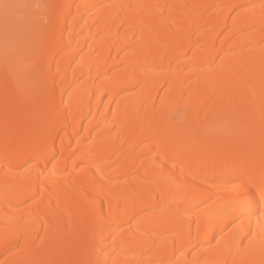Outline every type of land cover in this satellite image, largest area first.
Segmentation results:
<instances>
[{"label": "bare ground", "instance_id": "obj_1", "mask_svg": "<svg viewBox=\"0 0 264 264\" xmlns=\"http://www.w3.org/2000/svg\"><path fill=\"white\" fill-rule=\"evenodd\" d=\"M4 3L0 264H264L258 244L226 253L230 234L208 226L213 180L264 173V0ZM45 144L64 171L33 201L5 153L14 167ZM173 166L181 187L163 179ZM25 225L39 238L6 251L5 228Z\"/></svg>", "mask_w": 264, "mask_h": 264}, {"label": "snow or ice", "instance_id": "obj_2", "mask_svg": "<svg viewBox=\"0 0 264 264\" xmlns=\"http://www.w3.org/2000/svg\"><path fill=\"white\" fill-rule=\"evenodd\" d=\"M0 7H2L5 19L7 20L10 11L17 6L4 3L0 5ZM35 7L39 10L48 8L49 5L37 4ZM262 7H264V5H262ZM234 11H239V8L236 7ZM8 42L9 36L6 32V52ZM5 63L7 65V56L5 58ZM58 134L59 131L56 129L50 132L53 141ZM77 135L79 134L77 133ZM61 143H63V137H61ZM80 143L81 141L78 140L77 144L79 145ZM76 158L81 159V156H77ZM60 159L56 151L54 149H49L47 144H45L43 148L31 152L22 161L12 162L15 163L14 167L9 166L10 158L6 152L3 170L6 174L13 173L16 177L24 178L27 184L31 185L34 189L28 199L35 201L38 196L42 195L47 190V181L64 171V169L59 167ZM153 164L155 165L156 162L153 161ZM49 165H51L50 169L48 168ZM74 167H76L75 164ZM163 168H167V165H161L162 171ZM163 179L169 184H174L177 187L183 186L184 183V178L175 171V166L169 169V174L164 175ZM212 183L217 186L222 200L220 210L208 214L209 229L213 224H216L220 233L230 234L229 241L225 242L222 238L217 241V244L226 243V253H231L233 251L238 253L242 250L246 251L254 244H258L261 251L264 252V173L261 174L259 181H257L247 169L235 168L226 171L223 175L213 180ZM37 188L39 189L38 191L35 190ZM24 203H27V200H25ZM208 203V201H203L196 205V209L207 206ZM110 205V199L106 198L104 206L110 207ZM92 206L95 210V201L92 202ZM104 206H100L97 210L98 219L106 223L114 222L120 213V209L117 208L114 213L105 216ZM193 211H195V209H193ZM20 219L23 220L24 218L21 217ZM8 220H11V218H8ZM35 230H39L38 223ZM38 238V236L33 237L30 225H25L23 231L16 227H6L4 232V239L7 245L6 251L11 252L20 248L21 240L28 241ZM100 243H103V239H101ZM105 264H107V261H105ZM113 264H118V262L114 261ZM197 264H199L198 261ZM220 264H227V260L220 262Z\"/></svg>", "mask_w": 264, "mask_h": 264}]
</instances>
